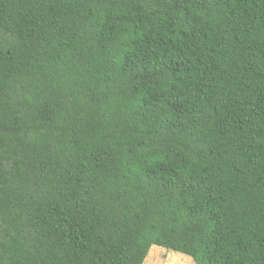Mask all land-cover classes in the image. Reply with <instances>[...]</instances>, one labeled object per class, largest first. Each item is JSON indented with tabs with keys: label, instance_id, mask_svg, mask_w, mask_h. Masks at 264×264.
Segmentation results:
<instances>
[{
	"label": "trees",
	"instance_id": "trees-1",
	"mask_svg": "<svg viewBox=\"0 0 264 264\" xmlns=\"http://www.w3.org/2000/svg\"><path fill=\"white\" fill-rule=\"evenodd\" d=\"M264 264V0H0V264Z\"/></svg>",
	"mask_w": 264,
	"mask_h": 264
},
{
	"label": "rangeland",
	"instance_id": "rangeland-1",
	"mask_svg": "<svg viewBox=\"0 0 264 264\" xmlns=\"http://www.w3.org/2000/svg\"><path fill=\"white\" fill-rule=\"evenodd\" d=\"M142 264H195V262L189 255L151 245Z\"/></svg>",
	"mask_w": 264,
	"mask_h": 264
}]
</instances>
